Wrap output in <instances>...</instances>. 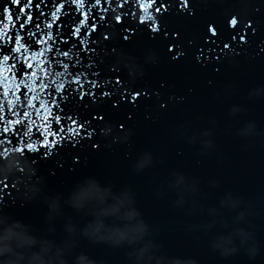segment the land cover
<instances>
[{
    "label": "water",
    "instance_id": "1",
    "mask_svg": "<svg viewBox=\"0 0 264 264\" xmlns=\"http://www.w3.org/2000/svg\"><path fill=\"white\" fill-rule=\"evenodd\" d=\"M165 3L170 5L162 17L165 35L161 31L150 38L132 17H125L123 26L109 19L101 29L105 37L111 36L100 40L102 69L108 75L115 68L124 84L88 109L80 107V100L69 99V110L104 117L92 121L96 130L91 139H68L45 157L17 154L0 138V170L10 173L0 180L8 185L0 183V209L45 229V197L59 196L60 213H53L51 221L53 238L72 239L64 231L68 218L78 233L91 217L65 200L77 184L94 177L114 192L127 188L135 194V206L149 225V238L160 245V254L197 264H264V91L257 94L264 89V0H189L186 9L179 0ZM237 13L255 26L254 32L242 29L247 43L239 36L232 39L229 17ZM210 24L217 37H210ZM224 43L231 47L225 49ZM133 90L141 93L135 102L125 99ZM249 122H254V131L241 135ZM206 141H211L210 147H205ZM145 154L151 155V163L137 172V161ZM27 165L43 178L41 193L28 202L20 199V186L29 182ZM174 173H182L196 191L181 193L170 187ZM229 191L243 198L240 209L221 207ZM181 194L184 204L176 206ZM240 210L246 213L243 221L235 219ZM236 227L254 233V258L249 259L251 241L241 245L237 239L238 251L227 258L213 249L215 237ZM74 238L75 251L87 252L103 264H131L125 247Z\"/></svg>",
    "mask_w": 264,
    "mask_h": 264
},
{
    "label": "snow or ice",
    "instance_id": "2",
    "mask_svg": "<svg viewBox=\"0 0 264 264\" xmlns=\"http://www.w3.org/2000/svg\"><path fill=\"white\" fill-rule=\"evenodd\" d=\"M179 4L184 9L190 7L189 0H179ZM169 7L165 0H5L0 4L3 143L11 144L17 154L47 157L50 149L55 151L68 139H91L96 130L92 121L102 122L104 117L69 110V99L80 100V107L88 109L109 99L113 87L124 84L115 68H110L108 75L102 69L100 40L111 36L105 37L101 29L109 19L123 26L125 17H132L154 39L161 31L168 33L162 17ZM229 27L234 30L232 39L239 36L245 43L247 35L242 29L255 31L253 22L239 13L229 17ZM208 32L210 37L218 36L214 25L208 26ZM223 47L228 49L231 44ZM140 95L133 90L125 99L135 102ZM7 156L6 147L3 158Z\"/></svg>",
    "mask_w": 264,
    "mask_h": 264
},
{
    "label": "clouds",
    "instance_id": "3",
    "mask_svg": "<svg viewBox=\"0 0 264 264\" xmlns=\"http://www.w3.org/2000/svg\"><path fill=\"white\" fill-rule=\"evenodd\" d=\"M260 91L264 89L257 90V94ZM254 129V122H249L241 129L240 134L250 135ZM210 146L211 141H206L205 147ZM150 163L151 155L145 154L137 161L135 170L140 172ZM26 174L29 182L20 186V199L28 202L41 193L43 178L36 176V170L30 165L26 167ZM32 177H36L35 181H31ZM173 177L170 187L179 189L181 193L196 191L195 185L188 183L182 173H174ZM5 178H10V173L0 170V180ZM45 200L49 209L45 216V222L48 224L45 229H37L0 209V264H103V261L89 256L87 252L75 251L77 243L74 237L77 235L93 244L127 248L125 256L131 264H197L193 259L160 254V245L149 238V225L135 206V194L127 188L114 192L111 185H101L94 177H87L77 184L65 203L91 219L87 220L77 233L76 224L68 218L64 231L73 238L59 241L53 238L55 228L51 226V221L54 219L53 213H60V197H45ZM183 204L184 198L181 194L175 205ZM242 204L243 198L231 191L226 192L220 201L221 207L232 210L240 209ZM209 211L214 212L215 209ZM245 216V211L240 210L235 219L243 221ZM251 227L253 226L249 225V228ZM237 239L241 245L252 242V247L248 250L249 259L254 258L257 242L254 240V233L245 227H236L227 234L215 237L212 247L218 250L222 257L227 258L238 251L235 243Z\"/></svg>",
    "mask_w": 264,
    "mask_h": 264
}]
</instances>
